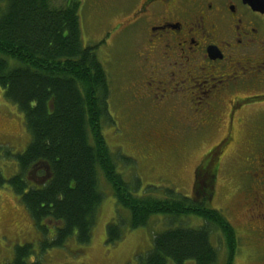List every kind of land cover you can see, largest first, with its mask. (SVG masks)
<instances>
[{
	"label": "trees",
	"instance_id": "trees-1",
	"mask_svg": "<svg viewBox=\"0 0 264 264\" xmlns=\"http://www.w3.org/2000/svg\"><path fill=\"white\" fill-rule=\"evenodd\" d=\"M52 1L0 0V90L23 114L31 137L28 148L14 156L19 173L10 179L0 173V185L13 190L44 235L49 226L43 223L56 224L58 236L45 242L43 251L63 247L74 236L82 244L90 243L104 199L99 188L101 172L118 207L129 212L133 230L148 226L156 215L196 216L205 222L198 229L180 226L154 236L142 264H218L219 249L211 241L217 232L227 250L224 264H235L236 230L209 203L216 168L204 179H196L194 197H177L170 191L167 198L138 196L133 191L140 182L129 183L118 172V158L103 135V122L111 121V90L96 55L99 45L84 44L79 2L70 0L55 7ZM39 163L47 164L52 175L43 187L26 179ZM117 217L119 223L107 228L109 244L124 237L122 226L127 219L119 213ZM34 255L32 243L17 246L12 264H43L40 258L30 262Z\"/></svg>",
	"mask_w": 264,
	"mask_h": 264
},
{
	"label": "rangeland",
	"instance_id": "rangeland-1",
	"mask_svg": "<svg viewBox=\"0 0 264 264\" xmlns=\"http://www.w3.org/2000/svg\"><path fill=\"white\" fill-rule=\"evenodd\" d=\"M68 1L70 0H53L52 4L62 7ZM73 1L80 3L84 44L99 45L96 55L109 81L111 121L103 122V135L111 153L118 158V172L129 183L140 182L139 189L133 191L138 196L167 198L170 195L168 191L177 197L196 196L197 194L193 193L196 181L194 173L201 160L225 134L193 133L191 136H184L183 148L176 147L175 135L174 144H170L167 151H161L156 144L164 139V133L169 135H166L165 139L174 135L169 133L170 125L167 122L157 120L155 123L154 127L164 130L161 135L147 132L150 128L132 130L131 120L138 123L144 117V127H149L152 120L148 110L145 114L140 113V110L130 105V102L137 101V90L131 79L134 74L136 76L133 65L136 53L133 32L127 28L122 29L125 20L122 15L131 11L136 0ZM240 129L243 132V128ZM234 138L236 143L228 152L229 155L214 166L217 173L213 198L209 202L210 208L222 211L236 230L238 252L235 264H264V257L257 252L255 245L258 238L256 232L259 229L253 226L256 222L248 212L250 206L246 204L248 196L243 187L242 167L235 156V151H238L245 141L248 143L250 136L237 132ZM30 140L23 114L17 106L5 99L4 92L0 90V173L5 179L17 174L19 165L14 156L23 153ZM99 188L104 199L90 243L82 244L74 236L63 247L46 248L43 251L44 243L51 242L58 236L56 224L49 221L43 223L49 226L47 235H44L13 190L7 184L0 185V264H12L16 247L30 243L36 251L30 262L40 258L43 264H142L153 247L154 236L169 228L185 226L198 229L205 225L203 219L196 216L174 219L156 215L148 226L133 230L130 227L129 212L118 207L113 189L101 172ZM118 213L124 220L127 219L122 226L124 237L117 243L109 244L107 228L113 222L119 223ZM220 238L221 234L217 232L212 235L211 241L213 246L219 249L218 264H224L227 250L221 244ZM186 264L196 263L188 261Z\"/></svg>",
	"mask_w": 264,
	"mask_h": 264
},
{
	"label": "flooded vegetation",
	"instance_id": "flooded-vegetation-1",
	"mask_svg": "<svg viewBox=\"0 0 264 264\" xmlns=\"http://www.w3.org/2000/svg\"><path fill=\"white\" fill-rule=\"evenodd\" d=\"M122 16L136 53L131 79L137 101L130 105L152 118L149 127L144 117L131 120L132 130L161 135L155 123L167 122L174 135L165 139L164 133L156 144L161 151L174 144L175 135L176 147L183 148L184 136L223 132L194 173L201 180L229 155L235 133L250 136L235 156L248 212L259 229L257 252L264 257V14L243 0H136ZM47 172L37 165L26 179L43 187Z\"/></svg>",
	"mask_w": 264,
	"mask_h": 264
},
{
	"label": "water",
	"instance_id": "water-1",
	"mask_svg": "<svg viewBox=\"0 0 264 264\" xmlns=\"http://www.w3.org/2000/svg\"><path fill=\"white\" fill-rule=\"evenodd\" d=\"M244 4L250 6L254 11L264 14V0H243ZM43 168L47 169V177L45 181L51 179L50 168L47 164L39 163Z\"/></svg>",
	"mask_w": 264,
	"mask_h": 264
}]
</instances>
